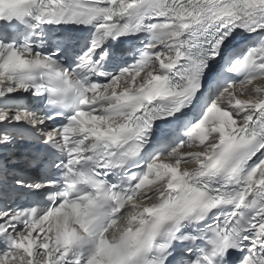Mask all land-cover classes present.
Segmentation results:
<instances>
[{
  "label": "snow or ice",
  "instance_id": "obj_1",
  "mask_svg": "<svg viewBox=\"0 0 264 264\" xmlns=\"http://www.w3.org/2000/svg\"><path fill=\"white\" fill-rule=\"evenodd\" d=\"M0 264H264V0H0Z\"/></svg>",
  "mask_w": 264,
  "mask_h": 264
}]
</instances>
